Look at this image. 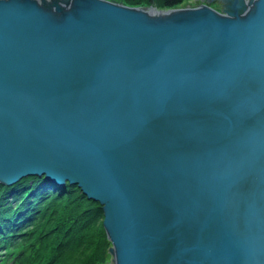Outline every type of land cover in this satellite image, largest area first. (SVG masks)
Returning <instances> with one entry per match:
<instances>
[{
	"label": "water",
	"instance_id": "water-1",
	"mask_svg": "<svg viewBox=\"0 0 264 264\" xmlns=\"http://www.w3.org/2000/svg\"><path fill=\"white\" fill-rule=\"evenodd\" d=\"M201 1L0 0V184L75 185L108 264H264V0Z\"/></svg>",
	"mask_w": 264,
	"mask_h": 264
},
{
	"label": "trees",
	"instance_id": "trees-1",
	"mask_svg": "<svg viewBox=\"0 0 264 264\" xmlns=\"http://www.w3.org/2000/svg\"><path fill=\"white\" fill-rule=\"evenodd\" d=\"M113 1L166 9L188 0ZM37 217L28 233L21 230ZM101 221L98 203L75 185L60 187L35 175L0 184V264H103L109 242ZM18 238L25 245L10 248Z\"/></svg>",
	"mask_w": 264,
	"mask_h": 264
},
{
	"label": "rangeland",
	"instance_id": "rangeland-1",
	"mask_svg": "<svg viewBox=\"0 0 264 264\" xmlns=\"http://www.w3.org/2000/svg\"><path fill=\"white\" fill-rule=\"evenodd\" d=\"M203 2L204 1H200V0H188V1L183 2V4L181 5V7H184L185 6V3L200 4V3H203ZM209 5H211L214 8L218 7L217 9H220V5L218 3H216V2L209 3ZM57 206H58V204H57ZM38 219H39V217H37L32 223H29V224L25 225L24 228H22L21 230L22 231H26L28 233L30 231V229L33 227V225L37 221H39ZM20 245H25V241H23V239H21V238H18L17 240H15V243H12L11 244L10 248H17ZM108 247H109V245H108ZM109 257L110 256H108L106 258V260H105V262L103 264H108L109 263ZM3 264H5V263H3Z\"/></svg>",
	"mask_w": 264,
	"mask_h": 264
},
{
	"label": "flooded vegetation",
	"instance_id": "flooded-vegetation-1",
	"mask_svg": "<svg viewBox=\"0 0 264 264\" xmlns=\"http://www.w3.org/2000/svg\"><path fill=\"white\" fill-rule=\"evenodd\" d=\"M201 1V0H200ZM205 2V1H204ZM206 2H208V1H206ZM209 3V2H208Z\"/></svg>",
	"mask_w": 264,
	"mask_h": 264
}]
</instances>
